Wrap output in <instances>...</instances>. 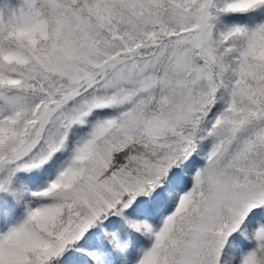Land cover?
Masks as SVG:
<instances>
[{
  "label": "snow or ice",
  "instance_id": "snow-or-ice-1",
  "mask_svg": "<svg viewBox=\"0 0 264 264\" xmlns=\"http://www.w3.org/2000/svg\"><path fill=\"white\" fill-rule=\"evenodd\" d=\"M0 264H264V0H0Z\"/></svg>",
  "mask_w": 264,
  "mask_h": 264
}]
</instances>
